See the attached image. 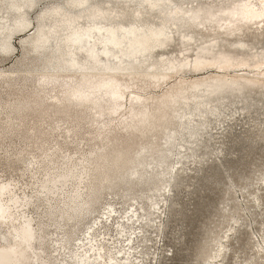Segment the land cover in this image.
<instances>
[{"label": "bare ground", "instance_id": "bare-ground-1", "mask_svg": "<svg viewBox=\"0 0 264 264\" xmlns=\"http://www.w3.org/2000/svg\"><path fill=\"white\" fill-rule=\"evenodd\" d=\"M41 1L44 0H0V54L9 56L12 38L25 32L19 40L23 51L7 71L41 74L43 89H54L60 80H65L62 96H52L56 102L52 100L54 109L49 116L62 114L72 118L76 127L87 114L96 125V136L91 138L92 134L85 139L99 141L100 145L97 149L90 148L63 171L52 164L50 158L55 152L47 153L43 142L36 145L37 151L29 162L19 159L26 166L35 167L48 158L41 178H36L33 171L27 178L43 196L42 214L47 221L35 224L20 211L21 207L33 204V197L26 193L15 196L13 183L0 182V227L4 230L0 234V264H47L48 256L42 247L46 238L41 235L46 226L57 230L60 245L66 246L76 228L94 212L105 191L115 192L128 182L146 184L160 180L163 187L158 190L162 189L167 196L183 162L177 159L166 170L163 167L166 154L160 143L180 129L189 139L195 138L206 128L207 115L225 121L218 112V106L225 105V101L231 108L230 116L237 104H241L239 113L246 114L257 106L259 98L254 96L255 92L264 95V49L254 51L264 39V29L257 26V33L251 30L254 24L264 22V0H213L215 3L197 4L191 9L175 5V0H128L136 2L137 9L118 6L122 0H56L53 5L37 10L30 28L29 13ZM153 14L156 21L152 20ZM246 31L248 35L244 34ZM221 39L238 48L227 51L224 43L217 44ZM245 40L249 42L244 43ZM173 46L180 48L179 55L167 53ZM19 59V67H12ZM123 79L130 82L120 83ZM169 79L172 82L156 94L154 89ZM242 81L261 90L222 95L224 91L242 87ZM148 88L151 90L145 97L133 90ZM215 90L221 91L207 95ZM125 92H129L126 116L116 117L115 126H110L111 120H100L106 112L117 114L121 110ZM41 103V97L36 96L17 108L29 106L34 112ZM184 113L199 116L198 125L191 124L188 117L183 123ZM74 127L68 136L76 134ZM19 132L16 130L15 134ZM147 134L154 139L144 143ZM118 140L120 147L114 150ZM146 155L156 160L151 177L145 172L153 161H143ZM132 196V189L121 195L124 200ZM146 199L150 209L156 208L151 195L147 194ZM223 213L220 203L215 221L197 244L198 258L208 257L215 237L221 235ZM87 233L90 237L91 231ZM254 256L261 258L257 253ZM76 257L75 252L69 255L71 264H93L90 258Z\"/></svg>", "mask_w": 264, "mask_h": 264}, {"label": "rangeland", "instance_id": "rangeland-1", "mask_svg": "<svg viewBox=\"0 0 264 264\" xmlns=\"http://www.w3.org/2000/svg\"><path fill=\"white\" fill-rule=\"evenodd\" d=\"M55 1L39 2V5L29 13L30 28L37 10L44 5H53ZM257 1L253 0V2ZM135 3L122 0L118 6L127 5L137 9L134 7ZM212 3L215 2L175 0V5L183 9L195 8L197 4L206 6ZM111 10L117 11V9ZM152 20H157L156 15L153 14ZM257 26L264 29V22L254 24L251 28L252 32L257 33ZM24 34L25 32H21L12 38L9 56L0 54V71H2L0 72V182L13 183L15 196L26 193L33 197V204L26 208L21 207L20 211L31 217L35 224L41 225L47 221L42 214L43 196L36 185L28 183L30 179L27 178L32 171L35 172L36 178H41L48 158L45 159L46 162L43 160L39 163L41 166L35 165L36 168L32 165L26 166L19 159L29 162V158L37 151L36 145L43 142L44 148L50 151L47 153L55 152L50 158L52 164L60 166L63 171L82 158L90 148L97 149L100 142H89L85 139L92 134L91 138L96 136V125L87 114L76 127H74L76 122L72 118L64 117L62 114L49 116L54 109L53 102H56L52 96H62L66 87L65 80H60L53 87L54 89L50 87L43 89L40 86L43 80L41 74L26 73L15 70L16 68L13 74L7 71L9 64L23 51L19 40ZM244 34L249 33L246 31ZM247 42L249 41H244ZM221 43H224L229 52H234L237 47L226 44L222 39L217 41V44ZM179 49L178 46H173L167 50V53L178 54ZM262 49H264V39L257 43L254 51ZM31 54L32 52H28V55ZM21 59L12 67H19ZM185 72L191 75L190 72ZM126 82L130 81L123 79L120 83ZM171 82L172 80L169 79L154 89L155 93L157 94ZM241 86H244V90L239 93L261 90L254 87V84L243 81ZM133 90L145 97L151 89ZM232 90L224 91L222 95L239 94L233 93ZM128 94L129 92L124 93V106L117 114L106 112L100 120H111L113 122L110 126H115L116 117L124 118L128 110L126 106L129 103V100L126 102ZM36 96L42 99L36 111L31 112L29 106L17 108L21 102ZM254 96L259 98V101L252 112L240 114L241 104H237L233 108L235 115L230 116L231 108L225 101V105L223 103L218 106V112L222 114V118H226L225 121H216L212 116L207 115L204 118L206 128L195 138L189 139L180 129L171 133L167 141L160 143L161 150L166 154L165 158L163 157V167L166 170L177 159L183 162L175 179L176 182L167 196L163 194L162 189L158 190L162 186L160 180L146 184L128 182L119 186L115 192L105 191L97 201L94 212L76 228L66 246L60 245L59 232L52 226H46L41 235L46 238L42 247L43 252L48 256L47 264H71L69 255L72 252H75L79 260L90 258L93 264L108 262L112 264H243V262L251 264L256 259L255 253L261 256L260 259H256L255 264H264V95L260 96L255 92ZM134 107L138 106L134 105ZM183 115V123L188 117L191 124L198 125L199 116L194 113ZM72 127L76 129V134L68 136L67 133ZM16 130H20L18 135L15 134ZM152 139L154 136L147 134L142 141L149 143ZM117 142L114 150L120 147V140ZM154 159H149L148 155L142 158L143 161H153L145 172L149 177L154 173L153 165L156 162ZM21 168H24L22 173ZM27 169L30 171L24 173ZM129 189L133 190V196L124 200L121 195ZM147 194L152 196L156 208L150 209L146 199ZM220 203L223 204L224 212L220 218L221 235L215 237L209 256L198 258L197 244L207 235L205 234L207 228L215 221ZM3 231L0 227V234ZM88 231H91L90 237ZM35 247L37 248L38 244Z\"/></svg>", "mask_w": 264, "mask_h": 264}, {"label": "water", "instance_id": "water-1", "mask_svg": "<svg viewBox=\"0 0 264 264\" xmlns=\"http://www.w3.org/2000/svg\"><path fill=\"white\" fill-rule=\"evenodd\" d=\"M0 49H1V47H0ZM81 51H82V49H81ZM243 88H244V86L243 87H240V88H235L232 91H233V93H239V92L243 91ZM219 91H221V90H215L214 92H210L207 95L208 96H211V95H214V94L218 93Z\"/></svg>", "mask_w": 264, "mask_h": 264}]
</instances>
